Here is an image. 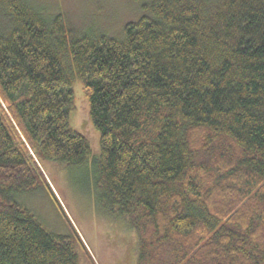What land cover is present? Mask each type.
<instances>
[{
    "label": "trees",
    "instance_id": "1",
    "mask_svg": "<svg viewBox=\"0 0 264 264\" xmlns=\"http://www.w3.org/2000/svg\"><path fill=\"white\" fill-rule=\"evenodd\" d=\"M119 36L0 0V264H79L85 245L36 160L85 166L136 264H264V0H148ZM48 188L68 231L18 200Z\"/></svg>",
    "mask_w": 264,
    "mask_h": 264
},
{
    "label": "rangeland",
    "instance_id": "2",
    "mask_svg": "<svg viewBox=\"0 0 264 264\" xmlns=\"http://www.w3.org/2000/svg\"><path fill=\"white\" fill-rule=\"evenodd\" d=\"M46 13H63L68 24L81 32L92 28L119 36L127 22L137 20L148 0H32ZM73 108L69 125L84 135L90 145L85 166L57 161H37L66 216L80 235L79 264H136L137 236L122 217L111 216L96 202L92 161L99 154V133L88 117L82 84L73 83ZM18 200L48 230L66 233L69 229L59 206L45 185L27 192Z\"/></svg>",
    "mask_w": 264,
    "mask_h": 264
}]
</instances>
